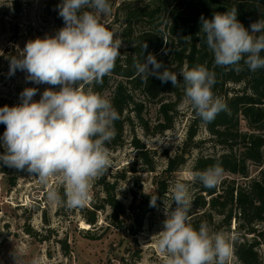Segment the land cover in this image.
Masks as SVG:
<instances>
[{
    "label": "clouds",
    "instance_id": "9594fccd",
    "mask_svg": "<svg viewBox=\"0 0 264 264\" xmlns=\"http://www.w3.org/2000/svg\"><path fill=\"white\" fill-rule=\"evenodd\" d=\"M57 9L64 26L55 35L28 40L10 59L9 75L24 71L28 81L59 88H46L36 101L33 97L38 89L26 87L19 104L0 107V124L6 126L0 137L4 148L0 162L36 176L41 185L59 178L65 186L64 196L49 187L48 201L75 209L85 206L92 182L111 167L106 144L115 138V121L120 118L109 99L92 88L85 90L84 85L102 84L112 73L123 40L99 21L100 15L111 12L109 0H62ZM237 15V7H232L214 13L211 19L201 16L200 32L214 55V66L240 72L243 61L249 71L256 72L264 68V20L252 22L249 31ZM146 49L145 43L142 51ZM134 67L142 80L155 77L162 83L170 81L173 87L181 86L182 80L180 107L190 106L206 123L228 110L224 99L213 91L215 71L204 65H185L176 73L148 53ZM223 172L217 163L192 173L191 178L214 188ZM171 192L175 208H165L163 229L157 234L164 264H228L233 254L230 239L223 232L213 233L206 222L198 230L189 222L188 184L177 181ZM157 199L151 197L150 207L157 206ZM31 264L43 261L34 257Z\"/></svg>",
    "mask_w": 264,
    "mask_h": 264
},
{
    "label": "trees",
    "instance_id": "16d2710c",
    "mask_svg": "<svg viewBox=\"0 0 264 264\" xmlns=\"http://www.w3.org/2000/svg\"><path fill=\"white\" fill-rule=\"evenodd\" d=\"M232 7H237V19L249 31L252 22L264 20V0H122L116 5L114 19L108 24H120L121 54L114 70L103 78L102 84L84 85L85 90L92 88L109 99L119 113L120 118L115 121L116 136L106 144L107 148L123 145L126 129L134 122L147 134H162L174 127L184 99L183 82L181 80V86L173 87L170 81L162 83L155 77L142 80L136 76L134 64L143 62L148 53L154 54L169 71L176 73L185 65L189 68L204 65L215 71L217 83L213 91L224 99L228 110L206 123L190 107L187 135L174 154L166 153L165 167L159 173L156 171V151L148 149L134 134L131 144L138 151V159L149 171L157 173L154 188L148 193L142 189L133 191L127 206L118 197L117 189L128 169L117 171L113 179L108 178L107 171L97 178L103 195L101 203L92 201L91 208L82 209L83 218L91 227H97L99 214L109 208L106 215L109 226L121 228L128 218L131 221L128 230L138 234L151 197L157 196L159 201L166 196L171 179L186 165L192 150L203 142L198 136L205 127L214 147L221 146L223 150L198 155L193 171H203L218 163L229 176L214 188H206L198 179H193L195 192L189 222L197 230L202 218L210 224L215 216H219L220 223L227 228L234 222L239 236L234 243L238 260L242 264H264L259 252L264 246V68L251 72L243 61L240 72L214 66V55L207 46L204 33L200 32L201 16L211 19L214 13H223ZM145 43L147 49L143 52ZM261 56L264 57V52ZM153 105L158 113L154 125L146 116ZM5 127L0 124V137ZM3 152L4 148L0 147V154ZM252 166L258 168L254 176ZM131 170L136 171V168ZM0 172L10 188L29 174L4 166L3 162H0ZM90 228L85 229V233L95 236ZM27 231L32 232V229Z\"/></svg>",
    "mask_w": 264,
    "mask_h": 264
},
{
    "label": "rangeland",
    "instance_id": "374dc122",
    "mask_svg": "<svg viewBox=\"0 0 264 264\" xmlns=\"http://www.w3.org/2000/svg\"><path fill=\"white\" fill-rule=\"evenodd\" d=\"M122 0H109L111 12L100 15L102 25L120 37V24H108L114 19L115 7ZM62 0H0V107L14 106L20 103V93L26 87L38 89L33 100L38 101L46 88L59 87L48 84H36L26 80L27 73L16 70L9 75L10 59L26 42L37 37L55 35L64 26L63 19L58 14L57 5ZM179 114L172 129L162 134H147L134 122L127 127L124 144L109 149L111 167L109 179L123 168L128 169L127 176L118 184L117 195L127 206L131 202L132 193L142 189L145 193L153 190L156 171L159 173L165 167L166 153L174 154L182 145L190 123L191 108H179ZM157 107L153 105L146 116L154 125L157 117ZM245 122H243V126ZM134 129V130H133ZM136 134L148 149L155 152L156 171L148 168L138 159V151L131 144ZM208 130L203 127L198 138L203 142L194 148L186 165L174 175L170 182L169 192L162 200H157L156 207L148 208L144 224L138 234L128 230L131 221L127 218L121 228L109 226L106 215L101 212L97 227H91L83 218L82 209L91 208V202L101 203L102 192L95 179L90 187L89 201L82 208L68 209L61 204H53L47 199L49 187L55 188L63 197L65 186L57 177L50 179L49 185H41L36 176L25 175L10 188L6 177L0 172V264H31L32 259L40 258L43 264H164V254L159 251L158 233L163 229L165 208L173 207L172 186L184 182L189 186L191 201L194 197L193 166L200 154L222 152L221 146L214 147L209 139ZM136 168V171L131 169ZM258 168L251 167L252 176ZM229 176L223 173L221 180ZM193 210L191 203L190 211ZM189 211V212H190ZM215 216L209 225L210 230L223 232L232 244L233 254L228 264H242L235 253L234 243L238 239L235 223L227 228ZM203 218L201 219V223ZM91 227V228H90ZM32 229L28 232L27 229ZM90 228L95 236H89L85 229ZM264 261V246L259 248Z\"/></svg>",
    "mask_w": 264,
    "mask_h": 264
}]
</instances>
